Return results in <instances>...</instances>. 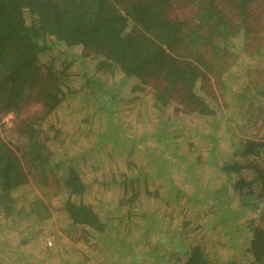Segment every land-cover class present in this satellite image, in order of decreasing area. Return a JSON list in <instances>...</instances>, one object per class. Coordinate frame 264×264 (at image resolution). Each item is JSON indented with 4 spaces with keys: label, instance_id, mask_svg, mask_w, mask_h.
<instances>
[{
    "label": "trees",
    "instance_id": "1",
    "mask_svg": "<svg viewBox=\"0 0 264 264\" xmlns=\"http://www.w3.org/2000/svg\"><path fill=\"white\" fill-rule=\"evenodd\" d=\"M178 1L0 0V115L19 113L25 106L41 103L44 113L32 125L29 133L32 135L50 116L61 120L62 108L64 114L70 112L68 118H74V113L84 114L87 108L82 102L85 99L90 102L88 98L96 102L102 95L96 92L100 80L111 85L125 110L136 109L151 91L148 113L161 118L160 125L167 129L172 149L179 150L177 145L183 144L188 166L198 174L207 163L201 159L204 152L188 132L184 130V136L181 135L175 120L213 113L204 95L208 92H200L203 90L200 82L207 77L200 61L208 63L204 61V53L195 50L198 45L214 44L215 36L231 35L234 28L218 9L217 0H188L196 7L184 6V14L174 15L172 8ZM240 1L242 16L247 18L246 7L251 8L256 0ZM203 25L211 33L207 35L196 29ZM233 37L228 44L231 50L235 46ZM187 43H193V47ZM57 44L70 50L81 48L79 56L86 60L85 64L79 65L69 51ZM84 67H87L85 73H79ZM174 101L179 107L173 106ZM183 103L185 110L180 106ZM99 106L95 113L105 117L103 112L107 108ZM169 108L173 109L172 113H168ZM60 120L47 130V143L60 145L70 141L71 136ZM72 121L74 127L86 124V120ZM104 123L109 126V120ZM83 129H76L73 138L79 137ZM214 133L212 128L208 135H200L213 146L220 141L213 138ZM76 138L70 142L74 144ZM97 142H92L93 145L88 141L83 145L76 142L81 146L79 151L73 153L66 147L58 160L53 158L49 163L64 201L61 211L66 218L62 221L73 227L85 225L100 231L114 224L115 229L132 238L150 224L164 229L169 236L180 234L185 240V253L173 264H264V210L248 225L246 251L219 254L217 248L225 247L220 245L222 240L205 239L207 229L213 230L216 214H211L209 208L199 207L181 190L171 186L168 191L164 182H156L151 174L156 164L143 156L140 148L118 144L111 147L99 144V147ZM240 147L243 148L240 154L247 162L236 160L219 166L215 158H210V164L226 174L227 181L221 188L230 184L228 179L233 178V172H238L231 189L240 194L244 204L257 205L264 196V141L247 138ZM104 152L106 155H100ZM245 168L252 171L250 177L243 173ZM89 174L93 177L91 182L87 179ZM26 182L29 183V177L18 152L0 136V185L13 194ZM101 186L105 191L119 186L121 199L114 203L116 209L102 199L85 200L90 189ZM164 208L166 213H162ZM72 258L71 254L68 261Z\"/></svg>",
    "mask_w": 264,
    "mask_h": 264
},
{
    "label": "rangeland",
    "instance_id": "2",
    "mask_svg": "<svg viewBox=\"0 0 264 264\" xmlns=\"http://www.w3.org/2000/svg\"><path fill=\"white\" fill-rule=\"evenodd\" d=\"M182 1L179 0L178 5L173 6L174 15L184 14V6L196 7L195 3ZM240 2H216L218 9L229 19L228 22L233 23V49L228 46L231 35H219L215 36L214 44L198 45L195 50L203 52L204 61L208 63L205 65V62L200 61L202 69L207 71L206 79L200 82L203 86L200 92H208L204 95L210 103L208 108L213 113L208 110L203 116L193 114V119L175 120L176 125H180L177 130H182L181 135L184 136V130L188 132L204 152L201 159H205L207 163L198 174L188 166L183 144L177 145L179 150L172 149L168 131L160 125L161 118L148 113L151 91L146 101L141 102L136 109L125 110L117 101L111 85L100 80L96 92L102 95L96 102L94 98L92 100L88 97L90 102L86 99L82 102L87 108L84 114L74 113V118H68L70 112L64 114L62 108V122L60 118L50 116L41 123L39 131L32 135H29L32 125L38 115L44 113L41 103L34 102L25 106L19 113L14 111L0 115V136L18 152L29 177V183L26 182L13 194L3 190L0 185V264H173L184 257V238L180 234L169 236L164 229L151 224L144 232L141 231L142 233L132 238L115 229L114 224L100 231L85 225L73 227L62 221L66 218L61 211L64 201L59 196L61 188L50 167V161L53 158L58 160L66 147H70V152L73 150V153L79 151V144L83 145L85 141L90 142V145L98 141V146L104 144L111 147L118 144L125 148H140L142 155L156 164V168L151 171L156 182H164L168 191L171 186L181 190L199 207L209 208L211 214H216L213 218V230L207 229L205 239L222 240L220 245L226 248H217L218 253L226 256L232 251L233 255L236 250L246 251L249 248L246 240V236H249L248 225L251 220H257L264 206L262 203L254 205L253 202L244 204L240 194L231 189L233 178L238 176V172H233V178L228 179L230 184L221 188L227 181L226 174L210 164V158H215L219 166L232 164L236 160L247 162L240 154L243 150L240 147L242 141L247 138L264 141V0H256L251 8L246 7V14L249 15L247 18L242 16ZM206 25L196 29H201L208 35L211 29ZM192 44L186 45L192 48ZM57 45L62 50L69 51L79 65L85 64L86 60L79 56L81 48L70 50L62 44ZM192 59L195 63V59ZM92 64L91 62L90 65ZM86 69L87 67L81 68L79 73H85ZM75 72H78L77 69ZM243 97L247 99L244 100ZM98 105L107 108L103 112L105 117H98L95 113ZM173 106L179 107L175 101ZM180 106L185 110L184 103ZM172 112L173 109L169 108L168 113ZM58 119L65 125L64 129L71 136L70 141L76 138L72 136L76 129L80 131L84 128L74 144L69 140L70 143L66 140L60 145L45 141L47 130L51 124H58ZM74 119L80 122L86 120V124L74 127ZM108 120L109 126L104 123ZM212 128L215 129L213 138L220 139L213 146L200 135H208ZM88 131L94 134L90 133L84 138ZM211 146L214 151L209 150ZM243 173L248 177L252 175L249 168H245ZM164 176L167 177L166 180L163 179ZM87 179L93 181L92 175L89 174ZM119 191V186L111 191H105L103 186L93 187L85 195V200L102 199L116 209L114 203L121 199ZM166 212L164 208L162 213ZM71 254L73 258L68 261Z\"/></svg>",
    "mask_w": 264,
    "mask_h": 264
},
{
    "label": "built area",
    "instance_id": "3",
    "mask_svg": "<svg viewBox=\"0 0 264 264\" xmlns=\"http://www.w3.org/2000/svg\"><path fill=\"white\" fill-rule=\"evenodd\" d=\"M261 203H262V205L264 206V196H263V198H262L260 204H261Z\"/></svg>",
    "mask_w": 264,
    "mask_h": 264
},
{
    "label": "crops",
    "instance_id": "4",
    "mask_svg": "<svg viewBox=\"0 0 264 264\" xmlns=\"http://www.w3.org/2000/svg\"><path fill=\"white\" fill-rule=\"evenodd\" d=\"M234 251H235V250H234ZM232 253H233V252L231 251L229 254H228V253H227V254H228V255H232ZM219 254H221V253H219Z\"/></svg>",
    "mask_w": 264,
    "mask_h": 264
}]
</instances>
